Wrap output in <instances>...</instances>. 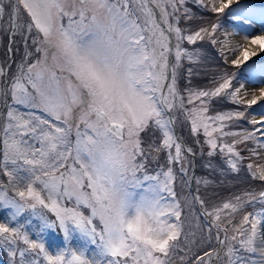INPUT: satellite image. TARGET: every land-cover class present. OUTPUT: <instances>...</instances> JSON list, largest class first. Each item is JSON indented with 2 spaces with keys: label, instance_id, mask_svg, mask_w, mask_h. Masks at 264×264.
I'll use <instances>...</instances> for the list:
<instances>
[{
  "label": "snow or ice",
  "instance_id": "6c2138e0",
  "mask_svg": "<svg viewBox=\"0 0 264 264\" xmlns=\"http://www.w3.org/2000/svg\"><path fill=\"white\" fill-rule=\"evenodd\" d=\"M187 2L0 0V34L10 40L19 37L25 48L16 71L7 60L0 65L4 174L19 197L0 204L15 211L13 219L26 209H47L55 221L41 213L37 218L43 227L56 228L58 222L67 238L74 226L97 248L90 258L86 249H66L46 256L48 264H174L178 251L185 252L181 264H264V183L258 191L245 189L211 208L199 195L191 201L185 197L182 205L174 189L177 180L191 184L196 156V150L175 134L177 124L191 122L192 143L200 145L201 156L207 145L209 159L204 167L214 174L224 171L214 163V156L227 157L228 169L238 174L244 170V158L237 145H244L252 156L259 155L257 148L264 149L259 138L264 136V111L259 119H249L248 111L258 104L264 108V65L248 68L253 79L262 78L256 90H246L242 83L234 87L235 74L228 72L213 76V87L196 90L191 87L197 71L193 68L187 70L189 83L183 91L179 88L181 59L192 57L182 49L184 40L192 45L197 40L213 46L229 44L226 39L218 41L217 24L194 29L196 16ZM192 2L209 8L206 0ZM233 2L220 0L217 7L212 0L211 11L222 13ZM22 12L28 18L23 22ZM257 14L264 18V10L257 13L238 6L233 19L247 21ZM181 21L187 22L184 28L178 26ZM250 43L264 49V35ZM241 55L247 61L256 53L245 48ZM231 63L239 67L242 61L234 57ZM228 99L236 110L208 114L214 101ZM241 120L253 128L224 130L242 128ZM229 121L231 125L224 123ZM249 141L256 147H248ZM150 163L156 165L151 171ZM9 164L14 166L10 170ZM247 171L252 179L264 182V164L254 168L248 163ZM195 182L212 183L204 178ZM36 184L47 192L46 199ZM65 199H74L77 208L63 206ZM194 204L200 205L204 217V224L197 218L195 227L201 233L206 229L200 238L203 247L195 252L197 232H185L182 219L183 208ZM80 205L91 210L89 217L78 210ZM248 207L253 211L247 212ZM238 214L241 219L236 221ZM96 218L101 231L94 226ZM22 227L0 223V245L7 248L22 241L27 249L19 253L20 264H36L26 253L37 249L44 253L45 246L30 241Z\"/></svg>",
  "mask_w": 264,
  "mask_h": 264
},
{
  "label": "rangeland",
  "instance_id": "374dc122",
  "mask_svg": "<svg viewBox=\"0 0 264 264\" xmlns=\"http://www.w3.org/2000/svg\"><path fill=\"white\" fill-rule=\"evenodd\" d=\"M206 2L209 3V8L207 10H205L203 7H200L197 4L193 3L192 0H188L186 7L192 13H194L193 9L199 10L202 13V16L197 15L198 17H196V22L198 24L203 25L204 27H209L212 24L218 25V29H217V33H216L218 41L225 40V39L227 40V38H229L230 36L255 37L259 34L260 35L264 34V18H261V16L259 14L255 15L253 18H250L247 21H245V20L237 21V20L233 19V16L235 14V10L237 9L238 6H243L247 9L254 10L257 13H259L260 10H264V0H262L260 2H258V1H247V0H244L243 2H235V3L231 4L229 6V8H226L224 10V12H222V13H214L211 11L212 0H206ZM219 2H220V0H215L217 7L219 6ZM224 3H226V2H224ZM214 14H215V17H213ZM26 19H28L27 14L22 12L21 22H23ZM63 23L66 24L67 20L65 19L63 21ZM186 23H187L186 21H181V23L178 26L184 28ZM184 34L187 35V34H191V33L185 32ZM2 37H3V34H0V42L2 40ZM21 44H23V43L21 42ZM222 48H223V55H221V49ZM21 49H22L23 55H24V52H25L24 45H23V48H21ZM182 49L185 50L187 53H191L192 57H191V60H189L187 55L182 57L181 66L179 68L180 72L182 71L183 67L186 70H188L189 68L194 69L196 67V64L194 62L198 63L199 69H200V67H203L204 62L214 63L215 59L216 60L219 59V61H220V59H223L222 63H225L224 58L227 57V59L229 61V57L236 50V49L234 50V49H230V48L226 49L219 42L215 46L210 45V44H209V46L207 44L205 46L203 44V46H202L200 40H197L196 44H194V45L188 44V42L186 40H184L182 43ZM204 50H206L208 53L210 51H212L214 53L215 59L213 58V59L207 60L205 58V54L203 55V53H202V51L204 52ZM8 57H9V59L7 60L8 63L10 61L12 62V60L14 59L13 50H12V52H8ZM2 64L3 63L0 62V65H2ZM226 64H228L232 68L239 69L238 71L234 72V74H235V78L233 79L234 87H238L239 84H241V83L244 84V88H246L248 85H250L248 87H253V86L258 85V84H260V86H261V79L262 78L257 77L255 79H253L251 77V74L248 71V68H249V66H254V65H264V53L260 54V56H258V57L250 58L247 61H243L239 67H236L230 61ZM178 77H179V75H178ZM178 86L181 89L180 81H178ZM184 94L186 95V93H184ZM198 103L199 102H197V104ZM214 104H217V102L214 101ZM0 108H2V105H0ZM260 109L262 111H264V108L260 107ZM20 110L21 111H27L26 109H20ZM228 111H230V110H228ZM228 111L220 112V113H226ZM255 116L258 119L261 118V114L259 116L258 115H255ZM180 119L182 120L183 117H181ZM241 121H239V122H241ZM190 123L191 122L188 121V124L184 125V126L177 124L176 127L179 130V132L182 130V134L180 133L181 138L184 137L186 139H189L186 142V144L191 145L196 150L195 158L197 160V156L199 158V154H200V145L192 143L194 138L189 135ZM224 123L229 124V125L232 124V122H230V121L224 122ZM244 125H245L244 122H242V128H239V131H242L244 129V127H243ZM214 126H216V125H214ZM233 129H236V127H232L231 129L226 127L224 130L225 131H228V130L234 131ZM156 135L159 136L160 134L157 133ZM219 135H220L219 133H214V137H218ZM2 136H3V134L0 133V140H2ZM258 136H259V134H258ZM229 138L230 137H225L224 139L226 141L230 142V140H227ZM259 138L261 141H264V136L259 137ZM204 139H205V137L203 136V132L201 129V132L199 134V140L201 141V143H203ZM71 140L74 143V141H75V135L74 134L71 137ZM36 147H39V144H37ZM249 147H256V145L253 144L252 142H250ZM237 149L240 150V154L243 153L242 152L243 149L241 148V146L238 147ZM256 150L259 153V155L253 157V160L250 161V163L253 164L254 168L258 167L260 164H264V149L257 148ZM207 151H209V149H208L207 145H205L204 146L205 155L204 156L200 155V158L198 159V162H197L198 167L196 169V172L194 169V167H196L194 159H193V165L194 166L190 172V175L192 177H194L193 174L195 172V175H196L194 177V186L196 187L195 190L197 193V189L199 188L198 192L201 193L200 197L205 201V203H206V200H205V197L203 195L206 193V191L209 192L210 188L216 187L217 183L215 181L216 180L215 177L218 175V173H220V172H216L214 174L204 167V164L209 159L206 155ZM0 152L2 153V154H0L1 155V158H0L1 159L0 160V201L7 200V199H15L18 201L19 197L16 196V193L13 190L12 184L9 183L8 176H6L4 174L6 169H5V165L3 163L2 145H0ZM217 152H218V149H217ZM249 154H250V152H249ZM164 155H165L164 153L160 154V163L161 164H163V162H164ZM222 159L225 161V159H227V157L221 156V155H216L212 158L214 163L216 165H218L219 168L224 170L223 171L224 174L230 175V176H228L230 178V180H226L224 178L225 183L230 185V186L227 187L226 189L221 190V193L217 194L218 197H215V200H219L221 202L220 203L219 202L218 203L213 202L212 205H222V203L228 202L230 200V198L233 197L232 194H234V193L235 194H241L242 191L245 189H247V190L255 189L258 191L259 186L257 187V185H261L262 183H264V182L252 179L251 174L247 171V164L249 162L243 161L242 164L244 166V170L240 171L237 174V173L230 172L226 163H224ZM238 166H239V162H238ZM7 167H8V170H10L14 166L9 164ZM155 167H156L155 164H153V163L149 164L150 171H151V169H154ZM177 168H178V166H177ZM21 174H23V173H21ZM232 174H234L235 177H233ZM201 178L208 179V180L212 181L211 185L206 186L203 183H201L198 186L195 181H196V179H201ZM238 185H240V186L245 185V186H243L242 188H236ZM5 186H7V187L5 188ZM34 187H36L38 190L41 191L42 196L45 199L47 198V192L42 189L41 185L36 184V185H34ZM191 187L192 186H190V185L186 186V185L180 183L179 180L174 182V189H175L177 196L180 200V203L182 205L185 204V197H187V199L189 201H191L192 196H193L192 191H191ZM20 188L23 190H26V185L21 184ZM85 190L90 191V189H85ZM208 192H207V194H209ZM209 196H210L209 199H211V197H214L211 195H209ZM62 204L65 207L77 208V205L75 204L74 199L73 200L65 199L62 201ZM78 210L81 211L82 214L85 215L86 217H89L91 215V210L89 208H85L83 205L78 206ZM256 210H260L259 205L256 206ZM246 211L252 212L253 208L248 207L246 209ZM41 213H43L49 220L55 221V215L53 213H51L47 209H43L39 206L34 211L32 209H26L23 214L16 217L15 219H13V217H15V211L11 208L4 207L2 204H0V223L5 224L6 226H9V227H13V228L17 227V226H23L22 231L28 235V238L30 241L44 244V246H45V252L44 253H40L39 249L32 251L30 253H26V256L31 258V259H34L36 261V264H48L46 256L52 255L54 257L55 255L59 254L61 251L66 250V249L71 250V251L85 250L86 249V255L89 258L94 253L97 252L96 246L91 244L85 238H83L82 235L79 233V231L74 229V226H73V228H71L70 235L67 238L65 236V233L59 229L58 222H57L56 228L43 227L42 222L40 221V219L37 218L38 215ZM227 214H228L227 210H224L222 212V216H226ZM236 216L241 218V215H239V214ZM197 218H199V221L203 225L204 224V217H202V215L198 211V207L196 206V204H194L191 207H184L183 208L182 219L184 220V225H185L184 231L185 232H190V231H196L197 232V235L194 238L196 243L192 245L193 252H195L197 250V248L203 247L200 244V238H201L202 234L206 233V229H205V233H201L196 229L195 225L197 222ZM235 220L238 221L237 219H235ZM94 226L97 228V231H101L102 227H103L100 224L98 218H96L94 220ZM41 228H42V230H41ZM190 239H192V237H190ZM213 243H215V241H213ZM25 249H27V245L23 244L22 241H19L17 243V245H15V246H8L7 248L0 245V264H20L21 258H20L19 253H20V251L25 250ZM10 252H15L16 255L14 257H10V255H9ZM201 254H202V251H201ZM184 255H185L184 251H178L174 257V264L175 263L181 264V257H183ZM188 256H189V258H191L192 253H188ZM251 258L256 259L257 257L252 256Z\"/></svg>",
  "mask_w": 264,
  "mask_h": 264
},
{
  "label": "trees",
  "instance_id": "16d2710c",
  "mask_svg": "<svg viewBox=\"0 0 264 264\" xmlns=\"http://www.w3.org/2000/svg\"><path fill=\"white\" fill-rule=\"evenodd\" d=\"M193 10H194V14H195L196 17H198L197 15L202 16V13L199 10H196V9H193ZM213 17H215V14L213 15ZM198 25H200V24L195 22V24L193 25V28L198 30V28H197ZM203 44H204V46L206 44L209 46L210 43H208L206 41H201V45L202 46H203ZM8 46L12 48L13 57H14V59L12 60V64H11V70L12 71H16V66L20 62V58L23 56V51L21 49V48H23V44H21V40H20L19 37H16L15 40H10V38H9V36L7 34H3L2 40L0 42V56H1L0 57V62H2V63L5 60L9 59V57H8V48L9 47ZM202 53H203V55L205 54V58L207 60L214 58V53L212 51H210L208 53L206 50H204V52L202 51ZM222 60L223 59H220V61H219V59L218 60L215 59L214 63L204 62L203 67H200V69L198 68V63L194 62L196 64V67L194 69H196L197 71H196V74L192 77L191 87L196 89V90H203L206 87L207 88H211V87H213V85L211 84V79H212L213 76H216L218 78L220 75H222L225 72L234 73V72L239 70L237 68L235 69V68L230 67L226 63H222ZM186 74H187V70L184 67L182 68L181 72H180V70L178 71L179 81H180V86H181V90L182 91L185 88V85H187L189 83ZM260 107H261L260 105H256V106H254V110H252V109L248 110L249 111V116H250L249 118H251L252 115L253 116H255V115L259 116L261 114V112H262ZM236 109H237V106L235 104H233L230 99H228V100H223L221 102H218L217 104H214V106L210 109V113L209 114L210 115H215V114L220 113V112H225V111H228V110L234 111ZM242 122H244V124H245L243 126L244 129H252L253 128V126L251 124H249L247 120H242L241 122H239V124L242 125ZM233 130L234 131H239V128L236 127V129H233ZM180 133L182 134V130L180 131ZM181 139L185 143L189 140V139H186L184 137L181 138ZM227 140H230V142H231L232 138L230 137ZM250 142L251 141L247 142L248 147H249V143ZM240 146L243 149L242 150L243 153H241V157L244 158L243 161L250 163V161L253 160V157H255V156L250 155L249 152H248V148H246L244 145H238L237 148L240 147ZM218 151H219V149H218ZM0 154H2V153L0 152ZM200 155L201 154H199V158H200ZM0 158H1V155H0ZM199 158L197 156V160H196L197 162H198ZM223 162H224V160H223ZM228 176H230V175L229 174H224L223 172H220L215 177L216 178L215 181L217 183L216 187L210 188L209 192L206 191V193L203 195L205 197V200H206L205 205L207 207L211 208L213 202H216V203H218V202L220 203L221 202L219 200H215V197H218L217 194L221 193V190L226 189L227 187L230 186V185L226 184L225 181H224V178L226 180H230V178ZM232 176L235 177L234 174H232ZM238 186L236 188H242L245 185H242V186L238 185ZM258 186H260V185H257V187ZM207 192L209 194H207ZM197 194L199 196L201 195V193H199L198 191H197ZM209 195L214 196V197H211L212 200L209 199V197H210ZM232 196H233V194H232ZM235 219H237L239 221L241 218L236 216Z\"/></svg>",
  "mask_w": 264,
  "mask_h": 264
},
{
  "label": "bare ground",
  "instance_id": "6f19581e",
  "mask_svg": "<svg viewBox=\"0 0 264 264\" xmlns=\"http://www.w3.org/2000/svg\"><path fill=\"white\" fill-rule=\"evenodd\" d=\"M244 0H234L233 3L235 2H243ZM247 1H262V0H247ZM223 2L227 3V0H223ZM232 3V4H233ZM158 13V12H157ZM157 20H159L157 18ZM260 35V34H259ZM264 35V34H263ZM254 37H250V36H230L229 38H227V40L229 41V44L227 46H224L226 49L230 48V49H236L235 52L229 57V61L231 62V59L234 57H239L241 59V61L243 62V57L241 55V53L243 52V50L245 48H247L250 52H255L256 55H250V58H255L260 56V54L264 53V49H262L260 47V45H253L250 43V40L253 39ZM240 47V48H239ZM250 86V85H248ZM247 86V87H248ZM245 88L246 90L252 91V90H256L259 89L260 84L255 85L253 87H248ZM256 95H259V92L256 91Z\"/></svg>",
  "mask_w": 264,
  "mask_h": 264
},
{
  "label": "water",
  "instance_id": "95a60500",
  "mask_svg": "<svg viewBox=\"0 0 264 264\" xmlns=\"http://www.w3.org/2000/svg\"><path fill=\"white\" fill-rule=\"evenodd\" d=\"M157 18L159 19V13H157ZM159 21V20H158ZM173 60H174V52H173V54H172V57H171ZM175 133L177 134V136H179L180 137V133H179V130L177 129V127L175 128ZM183 142V141H182ZM184 143V142H183ZM185 144V146H188V144H186V143H184ZM195 159V163H196V158H194ZM196 165V164H195ZM194 169H195V172H196V169H197V165H196V167H194ZM195 172H194V177L196 176L195 175ZM190 186H192L191 187V191H192V194L193 195H197L196 194V191H195V186H194V178L192 179V182H191V184H190ZM196 206L199 208L198 210H199V212L201 213V208H200V205L199 204H196ZM176 264V263H175Z\"/></svg>",
  "mask_w": 264,
  "mask_h": 264
}]
</instances>
